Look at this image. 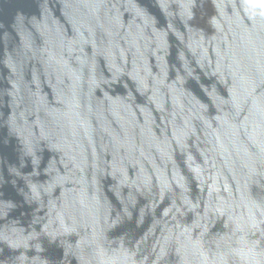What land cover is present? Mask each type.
<instances>
[{
	"label": "water",
	"instance_id": "1",
	"mask_svg": "<svg viewBox=\"0 0 264 264\" xmlns=\"http://www.w3.org/2000/svg\"><path fill=\"white\" fill-rule=\"evenodd\" d=\"M0 264H264V0H0Z\"/></svg>",
	"mask_w": 264,
	"mask_h": 264
}]
</instances>
